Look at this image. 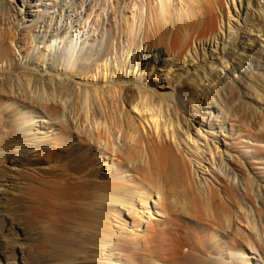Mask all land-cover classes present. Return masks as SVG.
I'll list each match as a JSON object with an SVG mask.
<instances>
[{
  "label": "bare ground",
  "instance_id": "obj_1",
  "mask_svg": "<svg viewBox=\"0 0 264 264\" xmlns=\"http://www.w3.org/2000/svg\"><path fill=\"white\" fill-rule=\"evenodd\" d=\"M20 2L18 12L21 18H25L23 6L25 7L26 2ZM119 2L120 0H115L99 32L82 48L70 41L61 50L66 44L63 40L53 44L50 41L43 45V50L38 46L34 47L33 42L28 41V31L33 25H25L22 19L16 18L9 23L8 29L0 28V139L2 142L15 143L13 149H4L2 155L6 160H11L14 153L19 152L20 156L12 160H23L30 165H36L41 160L57 159L54 166L40 171V175L33 176L34 178L30 172H23L21 175L27 180L28 187L22 189L21 195L14 197L6 209L10 211L13 208L11 214L14 221L9 223L5 216L0 215V230L8 227L9 231L15 230L21 224L17 213L25 206L24 202H29V211L45 223L40 229L37 228L41 230L40 240L35 245L38 249L36 251L42 257L37 260L35 254H31L29 264H85L83 261L89 256L92 246L107 244L112 240L115 228L111 215L131 210L142 219L136 201L148 202L153 199L154 190L160 196V203L167 214L166 226H153L142 248L138 246V239L137 242L127 240L126 245H118L121 251L138 252L139 248L162 257L168 264H209L215 260H209L208 250L212 246L220 250L222 246L217 240L214 241L217 236L211 233V228L216 226L217 231L229 232L226 229V218L234 225L242 216L237 208L233 209L236 199L241 200L235 190L221 181L220 185L224 189L221 198L212 190L200 189L182 151L176 150L173 140L163 136L162 130H153L154 126L145 135L132 112L142 114L143 117L149 114L156 121L157 128L161 126L160 122L168 112L165 106L170 105V101L174 102V108L192 109V117L201 123L207 118L212 127L218 119L221 126L225 127L223 125L232 113L239 118L249 119V122L252 121V116L257 120L261 116L258 112L261 102L264 104V44L260 42L264 40L261 38L264 36V26L256 23L257 19H251L250 23L248 18L243 25H239V18L233 22V16L226 14L229 17L226 27L225 16L219 12L224 7V0H191L187 6L186 21L181 17L176 18L173 7L166 4L151 9L154 21L147 17L144 13L145 7H142L140 22L135 27L129 22L125 12L119 10ZM227 3H232L236 16H239L245 0H228ZM250 3L252 4L251 0ZM258 12L264 20V5ZM92 21L96 26L98 20ZM218 22L220 26L217 29ZM205 26H208L212 35L210 38L207 34L204 35L206 41L203 39L200 45L194 44L192 50L189 47L197 38H202L199 34ZM227 28V36L232 37V42L228 47H223L219 35L225 34ZM55 30L59 32L58 27ZM253 32H257L256 37L252 35ZM162 46L166 47L168 54H174L175 63L180 61L176 66L185 67L179 73L178 79L174 80L176 91L159 99L146 87L140 85L135 90L128 83L134 81L139 71V77L143 76L145 60H151L154 65L164 62ZM210 46L212 54L208 59ZM132 47L131 57L126 63L125 57L130 54ZM240 50L247 53V56L237 57ZM43 51L49 52L43 54ZM201 51L204 62L199 65L190 64L192 62L187 60V56L195 61L201 56ZM97 60H102L104 72L107 70V88L102 90L96 85L91 88L88 80L89 74L97 70L94 67ZM187 61L188 64L185 65ZM133 62L137 69L135 73H131L135 71L132 69ZM35 63L37 64L30 67ZM219 66L222 69L230 68L226 76H221L223 70L217 71ZM120 70H126L129 77L124 80ZM20 77L26 78L31 86H38L40 83L53 88L52 93L56 97L66 94V98L69 96L67 101L72 98L77 105L83 100H89L96 105L91 112V118L97 123V127L90 134L78 130L76 135L79 142H73V128L62 122L60 132L55 133L48 142L52 145L42 146L45 143L39 141L36 147L41 148L37 157L33 156L27 145L29 137L33 135V125L38 120L34 116L27 119L28 112L25 109L30 108L56 124L60 122L62 107L54 99L50 102L41 94L39 95L43 98H38L33 94L27 95L26 91L22 92L18 87H6L7 83ZM120 83L123 86L121 93L117 94L116 87ZM106 92H111L109 98ZM100 99L103 100L105 109L97 107ZM72 101L68 107H72ZM116 104L120 107L119 110L115 108ZM122 105L134 107L132 110H123ZM99 118L104 119L105 125H108L107 121L111 123L108 127L112 128V133L104 135L105 125ZM121 129L122 139L127 142V147L113 150V135ZM130 131L135 134L132 140H129ZM173 135L180 139L175 123ZM104 136L107 140L105 150H111L115 156V170L128 168L127 176L130 178H120V181L116 177L109 181L101 179L98 168L101 157L96 156L93 151L102 148L101 140ZM85 146L89 147L87 150L90 153L83 150ZM144 157L147 159L145 163L142 160ZM228 232L226 234L229 237ZM234 237L237 250L233 255L237 259L248 260L242 248V234L237 231ZM13 242L10 245L11 250L7 252L8 264H21L17 257V241ZM90 256L99 258L100 264H108L100 261L104 257H100L99 253Z\"/></svg>",
  "mask_w": 264,
  "mask_h": 264
},
{
  "label": "rangeland",
  "instance_id": "obj_2",
  "mask_svg": "<svg viewBox=\"0 0 264 264\" xmlns=\"http://www.w3.org/2000/svg\"><path fill=\"white\" fill-rule=\"evenodd\" d=\"M190 1L120 0L118 7L119 10L125 12L129 22L136 27L138 22H140L139 14L142 11V7H145L144 13L147 14V17H150V19L154 21L151 9L157 7L160 8L162 5L166 4L173 7V13L176 18L181 17L183 21H186L188 19L187 6ZM227 1L228 0H224V7L222 10L219 9L220 15L223 13L225 16L224 19H226L225 22L227 24L224 25H226V27H228L229 23V17H226L227 15L233 16V22H236L237 18H239V25H243L245 19L248 18L250 23L252 20L257 19L256 23H260L264 26V20L258 12L260 7L264 5V0H251V5L249 4L250 0H245L239 16H236L232 3L228 4ZM25 2L23 12L26 13V16L25 18H21L18 12V9L21 7L20 0H0V28L8 29L10 28L9 23L14 22L16 18L18 20L22 19V21L25 22V25H33L30 31H28V41L33 42L34 47L38 46L39 49L43 50V45L50 43V41L53 44L57 41V43H59L63 40L62 42L66 44L62 46L61 50H64L65 46L70 41H74L78 47L81 48L87 46L91 38L101 29L105 22L106 15L111 12V5L115 3V0H25ZM78 13L80 14L79 17ZM92 19L98 20L96 26L93 25ZM219 26L220 23L218 22L217 29ZM57 27L59 32L55 30ZM228 30L229 29L227 28V31L225 30L226 32L222 36L219 35L220 43L223 47H228L232 42V37L227 36ZM201 32L202 33H200L199 36H202V38H197L189 47L192 50L194 44L200 45L203 39L206 41L204 35L207 34L206 36L208 38L212 35L209 32L208 26L202 28ZM256 33L253 32L252 35L256 37ZM220 34L222 33L220 32ZM258 35H260V33H258ZM261 38L264 39V36H261ZM259 40H261L260 36ZM260 42L261 44H264V40H261ZM211 45H213V43ZM211 48L212 46H210L209 52H207L208 59L212 54ZM132 49L133 47L130 50V54L125 57L126 63L131 57ZM161 51L164 62L154 65L151 60H145L146 65L142 70L143 76L139 77V71L138 75L135 76L134 81L128 83L131 85L132 89L135 90L140 85L146 87V89H149L150 93L159 99H163L165 94H173L176 91L174 80L178 79L179 73L182 72V69L185 67H181L180 65L176 66V64H180V61L175 63L173 61L174 54H168L166 47L162 46ZM48 52L43 51L42 53L45 54ZM244 55L247 56V53L240 50L239 56L237 57ZM188 59L189 62H192L190 64L199 65L201 62H204L202 51L201 56L197 57L195 61H191L192 58L190 56H187V60ZM36 64L37 63L31 64L30 67ZM186 64H188V61L185 65ZM102 66V60L95 61L94 67H96L97 70L94 72L95 75L94 73H90L88 79L91 88H94L95 85L100 87L101 90L107 88V77L105 76L107 70L104 72L105 67L103 66L102 68ZM135 66L136 64L133 62L132 69H135ZM39 68H42V66L39 65ZM222 68V66H219L216 69L217 71L223 70L221 71V76H226L230 68ZM136 70L137 69H135V71L133 70L134 72L131 71V73H135ZM119 73L121 76L123 74L124 80L129 77V74H126V70H120ZM13 82H15V84ZM26 83L28 86L25 85ZM61 84L65 87L63 83ZM21 85H23L24 89ZM32 86L24 77H20L18 80L13 79L12 82L6 84L7 88L18 87L22 92L26 91L27 93H25L27 95L33 94V96L38 98L43 96L50 102L54 99L59 103H57L60 105L59 107H62L60 122L56 124H52L49 118L46 116H40L30 108L25 109L28 112L26 113L27 119H31L32 116H34L36 117L35 120H38L37 123L33 125V135L29 137L27 145V148H30L32 151L33 156L37 157V154L39 153L38 150L41 147H36V144H39V141L45 143L42 146L49 147L52 145L48 142L55 133L60 132L62 122L73 128L75 134V140L73 142H79V138L76 135L78 130L79 132L81 130L90 134V132H93V129L97 127V125H95L97 123L91 118V112L96 105L89 100H83L80 102L81 105H77L78 103L72 101L71 98L70 101H72V107H68L70 101H67L69 96L66 98V94L56 97L55 93H52L53 88L46 85L42 86L40 83H38V86ZM121 86H123L122 83L118 84L116 87L115 92L117 94L121 93ZM110 93H105L108 98L111 95ZM64 95L65 97H63ZM101 95H103L102 92ZM97 105V107L105 109L102 99L98 101ZM122 107L123 110L126 108L132 110L134 106L130 105L126 107V105H122ZM115 108L118 110L120 109L117 104ZM260 108L258 112L261 116L257 120L252 116V121L249 122V119L245 117L239 118L232 113L230 114L231 117H229L225 125H223L225 127L221 126L219 119L216 120L215 126L213 127L209 124L207 118L201 123L199 120H195L192 117V109L185 110L180 107L174 108L173 101H170V105L165 106V109H168V112H165V117L163 121L161 120L160 122L161 126L159 128L161 129L157 128L156 121L152 119V116L149 114H146L145 117H143L142 114L134 111L132 112V115L137 118V122L141 124L145 135H147V132H149L154 126L153 130H162L161 133L163 136L173 140L172 142H174L176 150L180 149L182 151L187 166L190 168L191 174L193 178L196 179L197 185L200 189L212 190L219 198H221L224 194V189L220 184L225 183L240 195L241 200L236 199L235 208H233L234 210L237 208L242 215L237 223L232 225L229 223V219L226 218V229L229 230V232L226 230L223 232L217 231L216 226L211 228V233L217 236L214 241L217 240L222 246L220 247V250H216V247L214 248V246L208 250L207 253L209 255V260H215L209 264H223V261L226 263L229 262L230 264H264V104H262V102ZM80 116L82 118H79ZM103 120V118H99V121H101L102 124L104 123ZM252 122L254 123L252 124ZM107 123L108 125H111L108 121ZM174 123L175 127H177L180 139L174 138ZM103 125H105V123ZM108 125H105V129L103 128L105 136L113 132L112 128L109 129ZM78 126L81 129L78 128ZM131 132L132 131L129 133V140L135 138V134ZM1 134L2 132L0 129V135ZM122 135V129L119 133L113 135V150H120L127 147V142L125 143L122 139ZM105 136L103 137L104 139L101 140V147L104 149L100 148L99 150L93 151L96 153V156L101 157L98 164L99 174L102 175L101 179L109 181L116 177L115 179L120 181L121 179L124 180L130 178L129 175L127 176L129 172L128 168L117 171L115 170L116 164L113 158L114 153L111 150H105L107 148V146L105 147L107 142ZM0 143H2L0 145V215L5 216L10 223L14 221L11 214L13 208L10 209V211L6 210L7 205L9 202H13L12 200L14 197L21 195L22 189L28 187L27 180H24L21 174L23 172H30L32 178L39 176L40 174L38 173H41L40 171H45L54 166L57 163V159L50 161L41 160L40 163H36V165H30L23 160H21V162L12 160L13 158L16 159L20 156L19 152H15L11 160H6L2 155L4 149L11 150L10 148H14L13 144L15 145V143H13V141H1ZM88 148L89 147L87 146L83 147V150L86 151L87 154L90 153L89 150H87ZM110 151L112 153H110ZM142 160L143 163L147 162L145 157L142 158ZM220 181L222 183H220ZM130 182L131 180L128 181V183ZM152 196L153 199H149L148 202L136 201L142 219H139L131 210H123L121 213H115L117 215H111L113 226L115 228V234L113 235L112 240L107 244L102 243L100 245L92 246L89 256L83 261V263L100 264L98 260L99 258H93L90 256L99 253L100 257H104L100 258V261L108 264H168L162 257L154 256L149 251H143L139 248L137 249L138 252L130 250L121 251L118 249V245H126L127 240L137 242V239L138 246L142 248L146 239L149 238L153 226L160 228L166 226L167 214L160 203V196L157 194L156 190L152 191ZM24 204L25 206L23 209L17 213L18 217H20L18 219L21 221L20 226L11 231L8 230L9 227L0 230V262L3 264H8L7 252L11 250L10 245L14 243L13 241H17L15 243L17 257L21 264H29L31 262V254H35L37 260L42 257L39 255V252L36 251L37 247L35 245L40 240L39 231L41 230L39 229L43 227L45 223L41 218H39V220L35 218L31 211H29V202H24ZM16 218L17 217H15V219ZM237 231L242 234V248L246 252V257L249 258L248 260L237 259L235 258V255H233V252L237 250L234 237V233ZM227 232L229 233V237L226 234Z\"/></svg>",
  "mask_w": 264,
  "mask_h": 264
}]
</instances>
